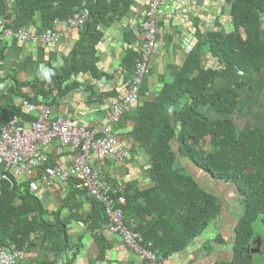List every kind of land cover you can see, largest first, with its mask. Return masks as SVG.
I'll use <instances>...</instances> for the list:
<instances>
[{"label": "trees", "instance_id": "1", "mask_svg": "<svg viewBox=\"0 0 264 264\" xmlns=\"http://www.w3.org/2000/svg\"><path fill=\"white\" fill-rule=\"evenodd\" d=\"M10 1L13 8L8 12ZM133 1L0 0L4 30L36 27L39 18L47 31L55 20L66 21L82 10L89 13L74 48L61 66L44 77L34 98L23 94L24 83L16 80V85L1 96L5 101L0 107V130L14 117H24V111L14 106L15 100L27 99L36 106L40 97L50 107L78 86L73 80L79 75L89 73L99 78L95 58L100 38L98 26L125 16ZM226 2L234 31L208 34L204 43L189 52L177 84L166 87L163 98L156 104L147 103L139 108V120L132 134L148 155L153 187L133 194H128V189L123 195L115 190L114 198L124 199L122 211L126 223H135L136 232L145 242L153 244L158 259L184 249L217 218L220 210L219 201L179 166L178 156L214 180L232 183L237 189L243 206L235 230L232 264H251L249 249L256 247L252 244L254 225L264 224V126L245 129L233 120L239 95L232 89L207 91L219 76H255L264 71V0ZM3 37L0 32V62L6 51ZM203 47L222 63L219 72L201 67ZM130 58L135 59L132 71L139 55L132 52ZM243 85L241 81L236 87ZM183 96H188L189 101L181 105ZM205 107L212 108L217 117L213 119L202 113ZM173 140L177 142V152L172 147ZM50 167L54 165L48 163L42 170ZM69 181L71 194L73 188L79 189L78 181L74 178ZM30 183V180L19 181L0 168V249L13 246L25 250L33 235L39 244L51 241L50 252L56 253L59 247L56 238L60 236L55 230L62 227L59 213H52L54 222L49 221V213L31 191ZM93 206L95 214L89 218L91 229L97 220L108 223L103 206L94 200ZM129 211H134L142 223L129 220ZM74 218L79 220L77 215Z\"/></svg>", "mask_w": 264, "mask_h": 264}, {"label": "crops", "instance_id": "2", "mask_svg": "<svg viewBox=\"0 0 264 264\" xmlns=\"http://www.w3.org/2000/svg\"><path fill=\"white\" fill-rule=\"evenodd\" d=\"M148 2L149 0H134L133 6L125 16L98 26L100 38L95 47V58L100 77L94 78L89 73L79 75L73 80L78 86L50 106L52 118L69 116L73 125H83L98 132L105 127L109 128L110 133L119 141L128 144L129 150L124 159L111 158L100 163L95 162L94 165L100 170L103 182L121 195L128 189V194H133L154 185L148 155L132 134L139 120V108L147 103L156 104L163 98L166 87L177 84L189 52L204 43L208 34H230L234 31L226 0H163L156 17L157 50L151 57L150 72L144 79L139 101L122 116L116 126H109L110 100L120 98L127 92L125 75L131 72L135 61L130 58V53H138L141 46L140 25ZM12 8L13 1H10L7 11L11 12ZM0 17L3 22V17ZM37 19L36 27H31L32 31L39 34L46 32L42 22ZM57 31V42L47 47L19 42L8 36L3 37L6 51L4 60L0 62V107L5 101L1 96L16 85L15 80L24 83L21 89L23 94L34 98L36 90L42 86L44 77L61 66L64 57L77 43L79 32L69 29L64 23L57 27ZM201 67L219 72L223 65L212 56L207 47H203ZM242 77H248L249 81ZM241 81L244 85L237 88L236 85ZM222 89H232L239 95L233 120L241 123V128L259 127L250 124V121L252 117L264 120V71L255 76H219L207 91ZM251 96L254 98L252 102ZM188 99V96H183L181 105L187 104ZM45 102L47 101L39 97L32 110L20 108L24 111V117L21 119L26 128L46 106ZM254 104L258 107L255 115L247 114ZM201 112L213 119L217 117L209 107L203 108ZM172 147L177 152L178 145L175 140L172 141ZM203 149L207 151L206 146ZM47 155L49 165L68 168L74 153L54 141L47 148ZM176 159L179 166L191 175L205 192L219 201L220 210L217 218L184 249L159 260L162 264H232L235 258V230L243 206L237 189L232 183L214 180L187 159L179 156ZM0 168H3L1 164ZM45 171L41 169L17 180L31 181L30 189L35 197L43 202L50 222H54L51 214L59 213L62 227L55 230L56 235L61 237L56 238L59 247L56 253H52L51 241L42 245L32 235L23 250L24 260L21 264L44 261L51 264H143L138 256L127 249L120 237L109 232L108 223L97 220L94 229H91L89 218L95 214L91 197L77 188H73L74 192L70 194V181L64 183L48 178L51 181L43 182L42 178L47 175ZM74 215H77L79 220L75 219ZM127 215L129 220L142 223L134 211H129ZM259 235L254 236L252 244L256 246L253 249L260 251L249 253L251 264H264V253H261L263 239ZM60 246H63L62 250Z\"/></svg>", "mask_w": 264, "mask_h": 264}, {"label": "built area", "instance_id": "3", "mask_svg": "<svg viewBox=\"0 0 264 264\" xmlns=\"http://www.w3.org/2000/svg\"><path fill=\"white\" fill-rule=\"evenodd\" d=\"M162 2L163 0L148 2L140 25L142 43L138 51L139 58L133 70L125 75L127 92L120 98L110 100L109 126H116L122 116L139 101L144 79L150 72L151 57L157 50L156 17ZM88 16V11L82 10L66 21L55 20L51 29L41 34L31 28L4 30L3 22L0 21V32L19 42L47 47L57 42V27L60 24L64 23L69 29L80 33ZM14 106L25 110L35 107L27 99L15 100ZM51 115V108L44 106L28 128L17 116L0 130V164L4 172L19 179L41 170L48 164L47 148L52 142L58 141L62 147L74 153L71 165L68 168H48L45 171L47 175L42 178L43 182L52 179L64 183L72 178L77 180V187L103 206L109 232L120 237L127 249L138 256L143 264H158L159 259L153 251V244L142 239L136 232L135 223H126L122 211L124 199L114 198L115 190L103 182L100 170L94 166L95 162L100 163L111 158L124 159L129 150L128 144L119 141L110 133L109 128L105 127L98 132L83 125H73L69 116L52 118ZM23 260L24 251L21 249L13 246L0 249V264H21Z\"/></svg>", "mask_w": 264, "mask_h": 264}, {"label": "rangeland", "instance_id": "4", "mask_svg": "<svg viewBox=\"0 0 264 264\" xmlns=\"http://www.w3.org/2000/svg\"><path fill=\"white\" fill-rule=\"evenodd\" d=\"M242 79H244L245 81H249V78H244L242 77ZM253 96H251L250 98V102H252L253 100ZM258 110V107L256 104H254V106H252V108L250 109V111H247L246 113L247 114H250V115H255V113L257 112ZM252 123V125L254 126H264V120L262 121L260 118L259 119H255L254 117H252V121H250V124ZM254 232H255V235L258 236L259 234V237H261L263 239V241H261V243L263 242V245L261 246V253H264V228H263V224L260 223V222H257L254 226Z\"/></svg>", "mask_w": 264, "mask_h": 264}, {"label": "water", "instance_id": "5", "mask_svg": "<svg viewBox=\"0 0 264 264\" xmlns=\"http://www.w3.org/2000/svg\"><path fill=\"white\" fill-rule=\"evenodd\" d=\"M259 251H260V250H258V249H249V253H251V254L259 253ZM158 264H162V261L159 260Z\"/></svg>", "mask_w": 264, "mask_h": 264}]
</instances>
